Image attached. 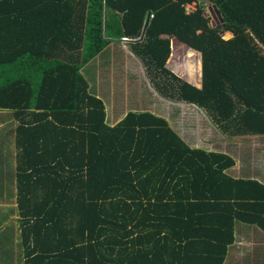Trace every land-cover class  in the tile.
I'll list each match as a JSON object with an SVG mask.
<instances>
[{"label":"trees","instance_id":"16d2710c","mask_svg":"<svg viewBox=\"0 0 264 264\" xmlns=\"http://www.w3.org/2000/svg\"><path fill=\"white\" fill-rule=\"evenodd\" d=\"M213 3L221 21L199 0H0V110L16 124L0 137L16 149L0 240L14 215L21 264H222L235 218L264 228L248 212L264 214V184L228 176L231 157L165 116L109 125L81 72L124 40L163 99L227 137L264 135V0Z\"/></svg>","mask_w":264,"mask_h":264},{"label":"crops","instance_id":"0c3cea01","mask_svg":"<svg viewBox=\"0 0 264 264\" xmlns=\"http://www.w3.org/2000/svg\"><path fill=\"white\" fill-rule=\"evenodd\" d=\"M199 2H201V0H199ZM205 7H207L206 2H205ZM124 42H125L124 40L122 42H111L104 49L105 51L109 53V59H110L108 61L109 68L111 71L115 70L116 74H123V71L128 72L130 70V69L127 70V68L125 67V64L127 62L125 59H131L134 61H138L135 58V56H133V54L130 52L128 46L125 45ZM118 57H121L120 60L118 59ZM95 58L92 59L93 61L90 62V64L94 62ZM121 64L123 65L124 70L122 69ZM138 64L139 66H141L143 70V67L139 61H138ZM115 65L118 70L115 69ZM85 68H86V65L82 68L81 72ZM98 69L99 67L97 68V71L94 70L91 78L86 77L85 74L83 75L85 76V78H87L86 80L88 82V92L91 95H94L103 101L104 106H105L107 123L109 125L113 126L116 123H118L122 118L125 117V115L129 111L139 112V111L149 110L147 108L146 109L142 108L143 106L141 104L143 102L141 101L138 104L140 106V108H138L139 111L136 109L126 110V107L130 106V104L129 102L125 100L124 97L121 96L122 94H118L113 91L116 89L117 86H115V88L113 86L111 88L110 86L107 92H102V89H101L102 85H100L101 78L98 74L99 73ZM120 69L123 71H120ZM182 105L190 106V104H187V103L186 104L183 103ZM185 108L186 107H184V109ZM151 112L155 113L153 111ZM204 116L206 119H208L206 115ZM13 121H14L13 124H15V120ZM10 124L11 122L8 124V126ZM176 128H173V129L179 134ZM6 132L0 131V137L4 133L6 134ZM221 136L223 137L222 140L224 141H221L220 147H218V149L216 150L215 149L208 150L207 148L201 147L199 145L198 146L191 145V146H194L195 148H203V149H206L207 151H215L219 153H224L227 156L231 157L234 161V164L233 166L225 170V173L228 176L232 178H236V179L238 178L251 179L261 184H264V153L259 154L256 148H254L253 146L255 139L256 138L263 139L264 135L244 134V135H236L231 138L227 137L224 134H222ZM6 143L9 145L12 144L13 146L14 144H13L12 138L9 140L6 138L4 143L0 141V182H1L0 186L8 190V189H11L9 187H12L13 185V184L10 185L9 179L11 178V175H15L14 173H15L16 165L14 164V161L9 158L12 153L2 148L5 146ZM228 143H231V145ZM194 144H196V142ZM14 154L16 155L15 146H14ZM7 190H5L4 193L9 195L11 198L0 199V202L1 201L8 202L10 199L13 201V199L15 198V197H12L14 195L15 190L13 191V193H8ZM248 212H251L253 217H259V216L263 217L264 216V214L257 215V212L254 210V208H251V207H249ZM12 217H15V216L12 215ZM232 231H233L232 241L227 245L226 253L224 255L222 264H264V228L256 223L244 222L242 220H238L237 218H235L233 220V230ZM13 236H15V234ZM197 241H203V240H197ZM10 243L11 244H9L10 245V249H9L7 247L8 243H4L0 241V264H9L8 259L11 260L12 257L15 259V262L13 264H19V263H16L18 260L17 257L15 258L13 256L14 255L13 243L12 242ZM10 250H11V253H10ZM4 255L5 256L7 255V256L5 257Z\"/></svg>","mask_w":264,"mask_h":264},{"label":"rangeland","instance_id":"374dc122","mask_svg":"<svg viewBox=\"0 0 264 264\" xmlns=\"http://www.w3.org/2000/svg\"><path fill=\"white\" fill-rule=\"evenodd\" d=\"M201 2L205 5V2H207V0H201ZM209 5L211 4L209 3ZM120 58L121 57H118L119 60ZM196 58L197 59H195L194 62H198V57ZM109 60V53L104 50V52H102L95 58L93 63L90 64V62L93 61L91 60L86 65V68L82 71V74H85L86 77L91 78L94 70L97 71V68L99 67L98 74L101 78L100 85H102V92H107L110 86L111 88L112 86L114 88L115 86H117L113 91L118 94H122L121 96L124 97L125 100L130 104V106L126 107V110L136 109L139 111L138 108H140V106L138 104L141 101L143 102L141 104L143 106L142 108H147L159 115L165 116L167 121L170 123L168 124L171 127H177L176 130L179 132L180 137H182L186 143L194 146L199 145L201 147L207 148L208 150H216L218 149V147H220L221 141H224L222 140V134L217 130L216 126L212 125L211 122L205 118V113L203 110H199L193 105L183 106L182 103L176 102L174 100L169 101L163 99L153 88L150 79L142 70L141 66H139L138 61L125 59L127 61L125 67L127 68V70H130L128 72H124L123 65L121 64L123 70L120 69V71H123V74H116L115 70H110L108 62ZM115 69H117L116 65ZM184 107L186 108L184 109ZM13 118V111L0 110L1 132L7 131L6 126L10 122L14 123ZM2 139L3 138H0L1 142ZM4 139L6 140L5 137ZM195 142L196 144H194ZM228 144L231 145V143ZM253 146L254 148H256L259 154H263L264 138H256ZM2 148L12 153L9 158L13 160L14 164L16 165L14 146L12 144L9 145L6 143ZM12 187H14V185H12ZM5 190L7 189L0 186V199L11 198L9 195L4 193ZM12 197H15V194ZM8 202H12V200L10 199ZM9 204H11L13 208H16L14 203ZM7 221H9V226L15 227L14 234L16 235V230H19V223L17 222V219L10 216ZM5 227L6 226L4 225H0V230ZM13 237H10V242L13 243V256L15 258L17 257L19 264H21V260L19 259L21 257L22 248L20 247V243H16L17 239H13ZM0 241L5 242L3 240ZM7 247H10L9 243L7 244ZM8 261L10 262L11 260L8 259Z\"/></svg>","mask_w":264,"mask_h":264},{"label":"water","instance_id":"95a60500","mask_svg":"<svg viewBox=\"0 0 264 264\" xmlns=\"http://www.w3.org/2000/svg\"><path fill=\"white\" fill-rule=\"evenodd\" d=\"M207 2L208 3L210 2V4H211V5H209L208 9H209L210 13L212 14V16L220 19V21H221V18H222L221 14L218 11L216 5L213 3V0H207ZM150 16H151V13H148V15L146 17V20H145V23H144V28H143V31H142V34H141V38L144 36L146 27L148 26V23H149V20H150Z\"/></svg>","mask_w":264,"mask_h":264},{"label":"built area","instance_id":"2783aa9c","mask_svg":"<svg viewBox=\"0 0 264 264\" xmlns=\"http://www.w3.org/2000/svg\"><path fill=\"white\" fill-rule=\"evenodd\" d=\"M184 7L187 13H192L193 11L196 10L197 3L195 1L187 2L184 4Z\"/></svg>","mask_w":264,"mask_h":264}]
</instances>
